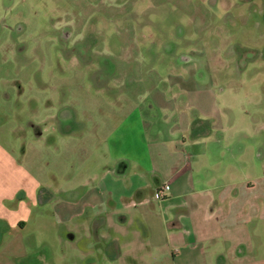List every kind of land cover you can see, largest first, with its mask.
Instances as JSON below:
<instances>
[{"label":"rangeland","instance_id":"1","mask_svg":"<svg viewBox=\"0 0 264 264\" xmlns=\"http://www.w3.org/2000/svg\"><path fill=\"white\" fill-rule=\"evenodd\" d=\"M176 78L197 85L209 116L191 110L213 128L205 143L233 145L225 162L248 169L254 154L264 160V0H0V141L43 186L61 182L52 169L66 149L29 134L74 131L84 111L117 124L162 89L172 93ZM238 146H253L252 155L238 156ZM77 151L64 155L74 166ZM62 248L46 264H109Z\"/></svg>","mask_w":264,"mask_h":264},{"label":"crops","instance_id":"2","mask_svg":"<svg viewBox=\"0 0 264 264\" xmlns=\"http://www.w3.org/2000/svg\"><path fill=\"white\" fill-rule=\"evenodd\" d=\"M180 64L190 75L191 66ZM170 89L117 124L111 114L92 118L84 111L83 133L76 127L79 133L55 130L49 139L29 134L66 149L52 169L61 182L47 178L43 186L0 141V264H46L56 247L68 256L69 245L74 254L109 264H264L261 154L248 169L242 160L225 162L236 157L233 145L205 143L213 128L191 110L209 116L192 78H176ZM250 148L236 147L237 155H252ZM70 150L80 154L76 166L64 156ZM59 229L67 230L64 238L44 237ZM86 236L80 249L76 243Z\"/></svg>","mask_w":264,"mask_h":264},{"label":"built area","instance_id":"3","mask_svg":"<svg viewBox=\"0 0 264 264\" xmlns=\"http://www.w3.org/2000/svg\"><path fill=\"white\" fill-rule=\"evenodd\" d=\"M169 189H170V187H169V185H163V186H161L159 189H158V191H157V199L158 200H162L163 198H165V193L167 192V191H169Z\"/></svg>","mask_w":264,"mask_h":264}]
</instances>
